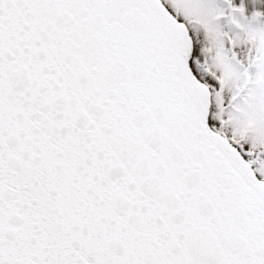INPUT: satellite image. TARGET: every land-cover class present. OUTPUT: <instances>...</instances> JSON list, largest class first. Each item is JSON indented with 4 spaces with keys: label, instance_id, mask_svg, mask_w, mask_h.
<instances>
[{
    "label": "snow or ice",
    "instance_id": "obj_1",
    "mask_svg": "<svg viewBox=\"0 0 264 264\" xmlns=\"http://www.w3.org/2000/svg\"><path fill=\"white\" fill-rule=\"evenodd\" d=\"M0 264H264V0H0Z\"/></svg>",
    "mask_w": 264,
    "mask_h": 264
}]
</instances>
